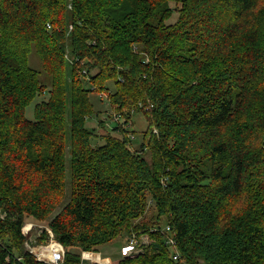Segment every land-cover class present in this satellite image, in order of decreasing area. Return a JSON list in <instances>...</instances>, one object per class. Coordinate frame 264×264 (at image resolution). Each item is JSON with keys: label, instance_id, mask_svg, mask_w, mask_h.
<instances>
[{"label": "trees", "instance_id": "trees-1", "mask_svg": "<svg viewBox=\"0 0 264 264\" xmlns=\"http://www.w3.org/2000/svg\"><path fill=\"white\" fill-rule=\"evenodd\" d=\"M27 219L64 264L126 233L153 243L118 264H177L166 226L180 264H264V0H0V264H47Z\"/></svg>", "mask_w": 264, "mask_h": 264}, {"label": "rangeland", "instance_id": "rangeland-1", "mask_svg": "<svg viewBox=\"0 0 264 264\" xmlns=\"http://www.w3.org/2000/svg\"><path fill=\"white\" fill-rule=\"evenodd\" d=\"M30 64L33 68L37 69L41 74L43 73L42 66L39 62V59L36 56L34 55L31 56ZM110 89L114 90L115 88L112 85L110 86ZM91 100L94 104L96 117H94L93 120H90L87 126L92 129L93 127L95 128L96 137L93 139V143L96 145V144H101L103 142V137L106 134L112 135L111 132H113V135H117L114 132V127H116V122H114L113 120V116H114V111L112 110L113 108L111 107L110 102H108L109 100L107 98L100 99L98 96L92 95ZM27 118L30 120L34 119V109L32 106L27 110ZM101 119H106V120L104 121V123H101L100 121ZM133 121H134V126H130L129 131L135 138V140H133L132 143L133 147L139 148L141 145L142 133L147 129L148 123L146 118L142 114L135 115L133 117ZM147 159L150 160V154H147ZM71 188L72 187H71L70 175H67V189H66L67 195L65 196L62 206L67 203V199L70 197L71 194ZM62 206L57 211H55V213L51 216L50 220L60 212ZM152 207L153 204H151L150 208ZM153 213H154L153 210H149L147 212V218L151 219ZM31 227L33 228L32 230L30 229ZM47 229H49L48 222L40 223L33 219L26 220L24 230L29 231L28 232L29 235L25 236L27 238L26 249L29 252L37 251L40 247H45L44 252L48 256H51L52 253L56 251L57 247L55 246V243L61 244L56 239L54 241H51V238H49V241L47 240L44 243L40 242L41 241L40 237H42V235L44 234L45 231H47ZM154 230L155 229H153V231ZM134 234L136 233L133 234L126 233L116 241L106 244L105 246L102 247L101 253L99 254L93 253L95 254V258L97 260H107L108 261L107 264H118V262L123 258H127V257L134 258L143 255L146 251V248L153 243V239L150 237L149 234H142V235L136 234L140 239V243H144V244H142L140 247L135 248L132 254L126 255V250L130 246V240ZM61 246L65 250V256H66L67 250L62 244ZM83 256H89V260H84L82 258L84 262L83 264H98L90 261L91 258L89 254L84 252V254H82V257Z\"/></svg>", "mask_w": 264, "mask_h": 264}, {"label": "built area", "instance_id": "built-area-1", "mask_svg": "<svg viewBox=\"0 0 264 264\" xmlns=\"http://www.w3.org/2000/svg\"><path fill=\"white\" fill-rule=\"evenodd\" d=\"M121 117L118 116L115 118V121H120ZM31 230L33 229L32 227L30 228ZM158 229H155L154 231H157ZM164 231H166V233H168V237L166 238V245L170 248H172L175 252H174V261L177 264H180V253L178 252L177 249V241L175 239V235L172 233V229L170 226H166L164 229ZM49 236L51 238V241L55 240V236L53 234V232L50 229H47ZM29 231H25L23 228V234L25 236H28ZM143 238V237H142ZM142 244L144 243H140V239L138 238V236L136 234H134L130 240V246L127 248L126 250V255H130L134 252V249L137 247H140ZM27 245V242H26ZM56 251H54L52 253L51 256H48L44 250L45 247H40L37 251H30L32 254H34L37 259L39 261L45 262L47 264H64L65 261V250L63 249V247L61 246V244L55 243Z\"/></svg>", "mask_w": 264, "mask_h": 264}, {"label": "bare ground", "instance_id": "bare-ground-1", "mask_svg": "<svg viewBox=\"0 0 264 264\" xmlns=\"http://www.w3.org/2000/svg\"><path fill=\"white\" fill-rule=\"evenodd\" d=\"M84 260H89V256H83Z\"/></svg>", "mask_w": 264, "mask_h": 264}]
</instances>
